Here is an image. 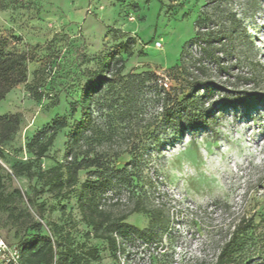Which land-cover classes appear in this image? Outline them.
Wrapping results in <instances>:
<instances>
[{
  "label": "rangeland",
  "instance_id": "rangeland-1",
  "mask_svg": "<svg viewBox=\"0 0 264 264\" xmlns=\"http://www.w3.org/2000/svg\"><path fill=\"white\" fill-rule=\"evenodd\" d=\"M222 1L0 0V34L10 38L11 49L31 59L26 82L0 101V117L16 115L19 120L8 137L0 125L2 197L13 194L5 203L15 207L11 216L0 203V235L7 242H19L33 233V223L41 222L57 243L63 241L58 234L62 228L78 252L95 247L100 259L84 264H204L216 258L246 216L258 224L249 232L247 247L264 245V0ZM205 13L212 21L201 31L220 34V60L201 56L204 40L190 42L185 59L203 58L204 72L196 71L188 81L198 78L211 87L196 92L211 112L205 125L177 133L164 115L166 95L181 98L188 85L170 68L179 63L184 45L197 31L196 20ZM119 45L123 74L151 71L158 79L143 86L118 85L92 105L96 125L108 129L96 147L115 179L104 209L111 219L127 214L124 222L141 230L151 219L132 211L137 202L162 214L152 240H123L125 251L117 258L107 241L87 237L92 228L83 220L76 192L62 199L48 193L34 197L41 184L15 170L28 161L36 170L63 160L70 127L82 116L81 105L75 112L72 105L80 103L89 81L86 73ZM125 102L133 110L123 122ZM64 115L69 127L59 130L45 157L36 160L27 143ZM94 170L81 171V179ZM42 201L46 205L40 215Z\"/></svg>",
  "mask_w": 264,
  "mask_h": 264
},
{
  "label": "trees",
  "instance_id": "trees-1",
  "mask_svg": "<svg viewBox=\"0 0 264 264\" xmlns=\"http://www.w3.org/2000/svg\"><path fill=\"white\" fill-rule=\"evenodd\" d=\"M218 1L223 4L222 0ZM225 1L228 3L227 0ZM253 6L251 7L254 8ZM225 10H227L226 14L231 13L229 7H226ZM232 17L233 21L238 20L237 14L233 13ZM210 21H212V16L208 13L198 17L195 22L197 28L195 36L184 45L179 63L170 68L171 71L185 78L186 81L183 83L188 85V91H183L181 98L176 95L174 98L166 95L167 104L164 115L169 126L177 133L184 128H199L209 120L211 110L203 108L196 92L203 87L211 90V87L208 86V83L199 81L198 78L192 77V80L188 81L196 71L204 72L203 58L192 56L186 60L185 50L190 42L204 40V46H200L201 56L215 63L220 60L216 47L220 34L213 30L201 31L202 26L207 25ZM224 34L230 36L233 32ZM9 44L10 38L0 34V101L13 88L26 82L28 62L31 61L26 52L15 51L10 48ZM121 47L123 45L101 55L98 59V68L94 71H87L89 81L83 87L80 103L72 105V112H75L77 107L81 105L82 116L79 120H75L70 127L63 160L47 169L38 168L36 170H33L32 161H28L20 164L15 170L17 174L25 173L29 178L36 177L37 182L41 184V189H34V197L48 193L53 198L62 199L72 192H76L78 208L83 220L92 228V232H88L87 237L107 241L113 255L117 258H120V254L125 251L122 246L123 240L137 236L148 241L152 240L156 234L155 229L161 222L162 214L160 209L148 208L137 202L132 211L145 212L151 219L149 227L146 230H141L124 222L127 214L111 219V215L104 209L106 194L115 185V179L108 174L109 167L104 156L96 147L102 143L108 129L96 125L92 115V105L100 102L103 92L114 90L118 85L131 86L137 84L143 86L147 82L158 79L156 74L151 71L123 74L125 59L119 51ZM128 55L131 56L132 52H128ZM110 107L113 110L115 108L113 104ZM123 107L124 109H121L120 112L124 122L133 109L128 105V102H125ZM18 124L19 120L16 115L0 117V125L6 130L7 137L17 129ZM67 127H69L68 117L65 115L56 116L46 130L40 132L27 143L28 150L35 156L36 160L44 158L53 144L56 133ZM46 132H49L48 137H45ZM156 140L158 141L159 138ZM93 168L95 170L89 171L88 176L82 180L81 171ZM93 175L95 177H92ZM4 178V173L0 168V203L10 202L9 199L13 198V194L9 195L8 199L2 197ZM31 200L36 204V200L33 198ZM45 205V201L37 205L40 215L44 214ZM5 206L10 215L14 216V205H6L5 203ZM257 226L258 224L254 223L253 217L243 216L235 226L229 240L220 247L216 258L204 264H262L264 261L263 243L261 242L254 248L247 247L252 240L249 232H254ZM30 230L33 231L32 234L25 235L17 243H10L16 245L20 251V264H84L87 261L100 259L95 247H83L81 252L73 248L68 242V235L62 234V228L58 229V234L63 241L58 243L52 234L43 231L44 226L41 222L33 223ZM59 247L62 248L58 251L57 248ZM252 249L254 250L251 251Z\"/></svg>",
  "mask_w": 264,
  "mask_h": 264
},
{
  "label": "built area",
  "instance_id": "built-area-1",
  "mask_svg": "<svg viewBox=\"0 0 264 264\" xmlns=\"http://www.w3.org/2000/svg\"><path fill=\"white\" fill-rule=\"evenodd\" d=\"M21 254L16 245H12L0 235V264H20Z\"/></svg>",
  "mask_w": 264,
  "mask_h": 264
}]
</instances>
